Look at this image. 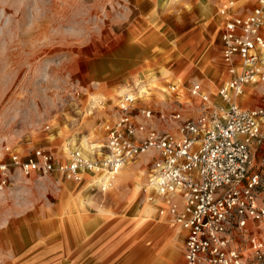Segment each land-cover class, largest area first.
<instances>
[{
    "label": "rangeland",
    "instance_id": "obj_1",
    "mask_svg": "<svg viewBox=\"0 0 264 264\" xmlns=\"http://www.w3.org/2000/svg\"><path fill=\"white\" fill-rule=\"evenodd\" d=\"M229 1L0 0V165L6 166L0 171V264H59L51 247L58 233H45L53 239L44 261L36 247L42 228L116 218L130 222L123 228L127 242L107 262L93 255L100 264H185L181 236L171 239L163 221L145 209L149 157L129 163L102 195L58 173L24 176L11 157L22 161L43 152L66 162L77 147H101L103 124L113 119L126 89L149 88V105L172 111L165 102L176 99L168 93L176 84L180 107L193 117L200 104L190 99L193 83L218 103L215 94L227 76L217 11ZM231 1L241 13L257 5ZM252 90L243 107L260 105ZM251 156L264 183V142ZM235 240L247 254L238 234Z\"/></svg>",
    "mask_w": 264,
    "mask_h": 264
},
{
    "label": "built area",
    "instance_id": "obj_2",
    "mask_svg": "<svg viewBox=\"0 0 264 264\" xmlns=\"http://www.w3.org/2000/svg\"><path fill=\"white\" fill-rule=\"evenodd\" d=\"M217 15L227 76L215 94L218 103L197 82L188 88L190 99L200 101L195 117L180 107L176 84L168 87L176 99L165 102L172 111H155L149 88L126 89L103 124L101 147H77L66 162L42 152L22 161L12 156L11 163L24 176L58 173L102 195L129 163L149 157L146 205L183 234L185 264L264 260V183L251 156L264 142V0L245 13L230 0ZM252 89L260 105L243 107Z\"/></svg>",
    "mask_w": 264,
    "mask_h": 264
},
{
    "label": "crops",
    "instance_id": "obj_3",
    "mask_svg": "<svg viewBox=\"0 0 264 264\" xmlns=\"http://www.w3.org/2000/svg\"><path fill=\"white\" fill-rule=\"evenodd\" d=\"M241 100L242 104L247 105V96L243 97ZM147 208L152 211L148 205H146L145 209ZM126 224H130V222L124 220L123 218H116L112 221L106 220L103 221V223L95 226H87L84 223L78 225L69 224L66 227H61L63 228L62 230H66L67 233L66 238L63 239L64 241H60L61 231L59 230L61 228H59L56 221V224L52 226L50 225V227L45 226L44 229H41L44 239L40 241L35 239L36 247L38 248V251L42 250V257L44 261L48 255V253L45 252V244L50 242L55 237V233H58L59 237L56 238V240H52L54 243L51 245V247L56 250L58 249L57 252L54 250L55 253L52 254L53 256L56 254L58 255L59 264H100V259H95L92 256L97 254L100 258H104L102 262H107L109 259V254L117 250L118 246L122 245L124 241L127 242L124 235L125 231L123 229ZM163 225L166 224L164 223ZM166 226L167 227L164 229V231L169 233L171 239L175 240L178 234L181 236V238H183V234L180 230L173 229V227L168 225ZM108 227L110 228L108 229ZM45 233H52V235L54 234L53 238L46 239ZM102 255H104V257H102ZM176 262L177 264H183L181 261ZM38 264H42V262L39 261Z\"/></svg>",
    "mask_w": 264,
    "mask_h": 264
}]
</instances>
